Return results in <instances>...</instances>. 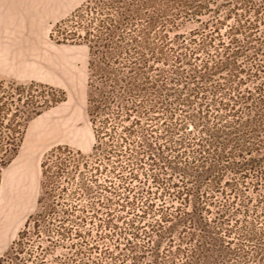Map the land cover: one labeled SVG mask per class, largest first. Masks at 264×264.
I'll use <instances>...</instances> for the list:
<instances>
[{"label":"trees","instance_id":"1","mask_svg":"<svg viewBox=\"0 0 264 264\" xmlns=\"http://www.w3.org/2000/svg\"><path fill=\"white\" fill-rule=\"evenodd\" d=\"M49 37L88 48L93 143L42 157L0 264H264V0H85ZM39 87L0 77V178Z\"/></svg>","mask_w":264,"mask_h":264},{"label":"rangeland","instance_id":"2","mask_svg":"<svg viewBox=\"0 0 264 264\" xmlns=\"http://www.w3.org/2000/svg\"><path fill=\"white\" fill-rule=\"evenodd\" d=\"M84 1L64 0V5H55L57 15L48 19L46 28L39 35L29 28H16L12 32L13 37L6 39L8 44L0 45L2 79L19 84L33 82L64 92V95L53 96L41 87L32 89L33 93L29 91L37 101L52 99L55 104L27 123L16 157L1 172L0 256L15 240L29 215L37 209L41 194L42 157L57 146H68L87 153L93 143L92 128L86 114L88 48L84 44L57 43L49 37L53 25ZM31 38H36L39 43H27ZM56 38L61 39L62 36L56 35ZM23 167L29 172L27 205L22 210L20 207L17 209L13 220H6L5 208L13 207V200L7 191Z\"/></svg>","mask_w":264,"mask_h":264},{"label":"crops","instance_id":"3","mask_svg":"<svg viewBox=\"0 0 264 264\" xmlns=\"http://www.w3.org/2000/svg\"><path fill=\"white\" fill-rule=\"evenodd\" d=\"M55 5H64V0H0V45L8 44L6 39L13 37L16 28H29L39 35L48 19L57 15ZM28 42L39 43L36 38Z\"/></svg>","mask_w":264,"mask_h":264},{"label":"bare ground","instance_id":"4","mask_svg":"<svg viewBox=\"0 0 264 264\" xmlns=\"http://www.w3.org/2000/svg\"><path fill=\"white\" fill-rule=\"evenodd\" d=\"M28 170L26 167H23L20 172L17 174V179L11 181V187L7 191V194H9L13 200V207L12 209L10 206L5 208L6 215H4V219L6 220H13L15 218V213L17 209L20 207L22 209L25 208L27 205V178H28ZM16 208V210L13 213V209ZM19 217V216H18ZM10 220V221H11Z\"/></svg>","mask_w":264,"mask_h":264}]
</instances>
